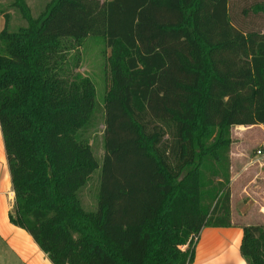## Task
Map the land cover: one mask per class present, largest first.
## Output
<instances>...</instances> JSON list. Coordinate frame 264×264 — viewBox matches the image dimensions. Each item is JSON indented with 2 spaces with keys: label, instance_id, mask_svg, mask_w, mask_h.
<instances>
[{
  "label": "trees",
  "instance_id": "16d2710c",
  "mask_svg": "<svg viewBox=\"0 0 264 264\" xmlns=\"http://www.w3.org/2000/svg\"><path fill=\"white\" fill-rule=\"evenodd\" d=\"M10 6L26 22L9 30L0 11L10 223L53 264H191L203 227L231 225L232 126L264 124V29L236 25L230 0H49L37 17ZM88 36L108 49L93 211L79 191L99 163L79 133L96 89L62 77ZM241 228L246 264H264V222Z\"/></svg>",
  "mask_w": 264,
  "mask_h": 264
},
{
  "label": "crops",
  "instance_id": "0c3cea01",
  "mask_svg": "<svg viewBox=\"0 0 264 264\" xmlns=\"http://www.w3.org/2000/svg\"><path fill=\"white\" fill-rule=\"evenodd\" d=\"M1 15V14H0ZM2 18V16H0ZM4 25V24H3ZM0 25V30L3 28ZM256 126L233 125L230 148V219L224 227L205 226L200 230L191 264H246L240 253L242 225L264 222V138L258 142L246 139ZM237 143L245 149H235ZM262 144L261 155L246 147ZM12 191L9 168L0 128V264H53L23 228L10 223Z\"/></svg>",
  "mask_w": 264,
  "mask_h": 264
},
{
  "label": "rangeland",
  "instance_id": "374dc122",
  "mask_svg": "<svg viewBox=\"0 0 264 264\" xmlns=\"http://www.w3.org/2000/svg\"><path fill=\"white\" fill-rule=\"evenodd\" d=\"M11 1L12 0H0V11L9 14L8 28L13 31L20 26H24L26 22L20 16L19 12L10 6ZM48 1L49 0H26L33 17H37L43 11ZM255 2L264 3V0H230V18L232 21L236 25L249 31L264 29V14H254L248 10ZM245 12H247V14H244ZM1 24H4L3 16L0 18V25ZM107 54L108 49L101 37L88 36L84 40L82 46L75 47L66 54L62 72V77L66 79H73L77 76H87L91 79L96 89L95 111L89 124L79 133V138L90 144L92 152L99 163V167L91 174L85 186L79 191V198L82 206L88 211H93L96 208L100 182V165L104 155L103 98L108 84L105 71ZM262 138H264V128L262 126H256L248 131L246 135V139H251V142H258V140H262ZM249 145L250 143L246 144V146ZM261 145L262 144H253L246 148L249 153H252L256 151L257 148L261 147L263 149ZM242 146L243 144L237 143L235 149H245Z\"/></svg>",
  "mask_w": 264,
  "mask_h": 264
},
{
  "label": "built area",
  "instance_id": "2783aa9c",
  "mask_svg": "<svg viewBox=\"0 0 264 264\" xmlns=\"http://www.w3.org/2000/svg\"><path fill=\"white\" fill-rule=\"evenodd\" d=\"M255 152H256V154H258V155L262 153L260 149H257Z\"/></svg>",
  "mask_w": 264,
  "mask_h": 264
}]
</instances>
